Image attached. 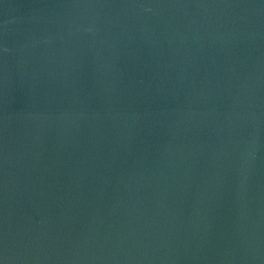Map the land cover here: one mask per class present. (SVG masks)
I'll list each match as a JSON object with an SVG mask.
<instances>
[{"label":"water","instance_id":"water-1","mask_svg":"<svg viewBox=\"0 0 264 264\" xmlns=\"http://www.w3.org/2000/svg\"><path fill=\"white\" fill-rule=\"evenodd\" d=\"M0 264H264V0H0Z\"/></svg>","mask_w":264,"mask_h":264}]
</instances>
